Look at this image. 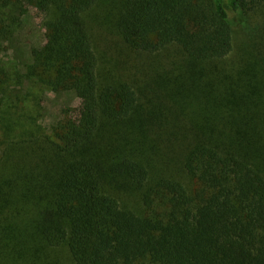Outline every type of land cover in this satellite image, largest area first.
I'll list each match as a JSON object with an SVG mask.
<instances>
[{"label": "trees", "instance_id": "1", "mask_svg": "<svg viewBox=\"0 0 264 264\" xmlns=\"http://www.w3.org/2000/svg\"><path fill=\"white\" fill-rule=\"evenodd\" d=\"M0 264H264V0H0Z\"/></svg>", "mask_w": 264, "mask_h": 264}, {"label": "rangeland", "instance_id": "2", "mask_svg": "<svg viewBox=\"0 0 264 264\" xmlns=\"http://www.w3.org/2000/svg\"><path fill=\"white\" fill-rule=\"evenodd\" d=\"M26 13L24 18V30L22 32L23 37H19L16 46L24 50L27 49L26 43L23 41L27 39L35 45H43L47 41L46 29L44 27V21L46 18V12L37 8L30 2L26 3ZM263 8L260 6L252 12V18L250 24L245 29L240 30L236 34V39L239 45H243L242 49L246 48L249 43V35L251 34L252 28L256 25L258 20L261 18ZM104 47V43H101ZM25 54V52H23ZM138 53L137 56L131 53L129 49L121 50L120 53L113 54L112 64L117 66L118 70L124 77H132L138 73L142 75L143 70L150 72L154 59L149 60L145 57L146 53ZM117 60V61H116ZM160 65V64H157ZM154 66L155 72L160 71L161 67ZM156 80L155 82H158ZM83 106V100L79 98L74 92H61L54 93L51 91L46 92V96L43 102V121L46 124H50L56 121L64 111H69L73 118L79 119L81 108Z\"/></svg>", "mask_w": 264, "mask_h": 264}]
</instances>
